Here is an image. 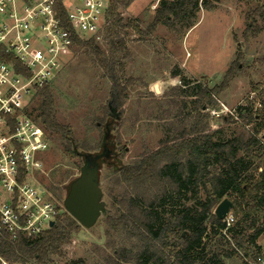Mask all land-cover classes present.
I'll list each match as a JSON object with an SVG mask.
<instances>
[{"label":"trees","instance_id":"obj_1","mask_svg":"<svg viewBox=\"0 0 264 264\" xmlns=\"http://www.w3.org/2000/svg\"><path fill=\"white\" fill-rule=\"evenodd\" d=\"M109 1L103 37L78 40L76 46L91 50L112 81L103 107L106 133L112 120L124 113L128 88L134 83L131 78L124 83L117 72V67L123 66L117 56H128L127 41L118 30L123 21L119 8L133 0ZM260 4L248 16L246 34L251 30L254 34L259 32L256 16L264 17V0H260ZM201 7L212 6L207 0H160L147 31L134 21L123 27L132 28L138 34L152 33L160 25L174 31L190 29L198 23L197 12ZM101 41L108 46V52L101 48ZM242 59L240 51L220 83L196 87L193 121L188 129L182 128L179 137L162 139L156 150L145 153L132 165L123 163L119 155L116 161L113 156L100 160V167L104 162L119 172L117 178L120 183H126V193L128 187L136 193L121 197L120 203L126 210L117 217L108 216L107 220L114 229H131L129 237L143 242L134 258L137 263L231 264L241 259L242 264H260L259 257L264 255L260 242L264 235V82L253 87L255 101L238 107L236 116H222L225 122L242 123L245 130L237 135L224 138L221 129L211 131L209 114L204 112L218 105L219 96L230 87L241 69ZM260 61L264 65V57ZM178 76L179 73H173V77ZM182 79L186 82L185 77ZM257 102L261 105L256 106ZM30 116L41 123L46 132L63 137L65 152L79 159L81 170L86 155L91 153L88 144L77 141L71 126L58 120L55 97L48 85L38 90ZM246 127L250 129L246 131ZM71 182L65 187L66 195ZM203 191L205 199L201 196ZM224 198L234 203L231 213L235 222L230 226L213 210ZM80 229L81 225L66 210L56 224L37 239L20 237L17 241H2L0 254L12 261L49 264L51 255H64L63 247ZM127 258L130 257L120 255L121 261ZM121 261L115 260L112 264H123Z\"/></svg>","mask_w":264,"mask_h":264},{"label":"rangeland","instance_id":"obj_2","mask_svg":"<svg viewBox=\"0 0 264 264\" xmlns=\"http://www.w3.org/2000/svg\"><path fill=\"white\" fill-rule=\"evenodd\" d=\"M207 2L212 7L200 8L194 27L174 31L160 25L154 32L145 34L123 25L134 21L147 31L160 0H133L128 5H120L123 21L118 30L127 41L128 56H117L123 63L117 67V72L124 83L128 78L134 83L128 88L124 113L111 122L108 158L113 156L116 161L119 155L123 163L132 165L145 153L156 150L162 139L179 137L182 128L188 129L193 121L196 87L220 83L240 51L243 52L241 69L230 87L219 96L218 105L204 112L209 114V129H221L224 138L245 130L240 121L228 123L222 116L211 115L210 111L226 107L237 114L238 107H246L256 100L253 87L264 82V65L260 61L264 57V17L256 16L258 34H254V30L246 34V28L248 16L261 6L260 0ZM100 45L108 52L105 42L101 41ZM65 60L61 72L48 84L55 97L56 116L61 123L71 126L77 141L88 144L90 154L102 153L107 120L103 107L112 81L87 48H73ZM174 72L180 76L173 77ZM248 129L246 127V131ZM47 134L51 147L41 154L44 173L40 184L64 200L66 185L80 174L79 159L65 152L60 134ZM118 176L113 165L103 162L100 185L105 211L93 227L81 226L63 247L64 255H51L49 264H112L115 260L121 261L122 254L130 257L121 261L123 264H139L134 258L143 242L129 237L131 229H114L107 220L108 216L117 217L126 210L120 203L121 197L136 194L130 187L126 193V183H120ZM201 196L206 198L205 191ZM260 242L264 247V235ZM262 257L264 261V255ZM230 263L242 264L241 259Z\"/></svg>","mask_w":264,"mask_h":264},{"label":"built area","instance_id":"obj_3","mask_svg":"<svg viewBox=\"0 0 264 264\" xmlns=\"http://www.w3.org/2000/svg\"><path fill=\"white\" fill-rule=\"evenodd\" d=\"M109 5V0H0V243L37 239L66 212L64 200L40 184L41 154L51 142L30 116L31 104L61 72L78 40L103 37ZM210 112L236 116L226 107ZM224 221L232 225L234 215ZM0 264L35 263L0 254Z\"/></svg>","mask_w":264,"mask_h":264},{"label":"water","instance_id":"obj_4","mask_svg":"<svg viewBox=\"0 0 264 264\" xmlns=\"http://www.w3.org/2000/svg\"><path fill=\"white\" fill-rule=\"evenodd\" d=\"M109 129L103 139L101 154H87L81 167L80 174L71 182L69 191L64 199L67 212L84 228L93 227L106 209L103 201V191L100 185V160L110 155L107 146ZM234 203L224 198L216 207L215 215L224 220L231 212ZM55 221L50 223L53 227Z\"/></svg>","mask_w":264,"mask_h":264},{"label":"flooded vegetation","instance_id":"obj_5","mask_svg":"<svg viewBox=\"0 0 264 264\" xmlns=\"http://www.w3.org/2000/svg\"><path fill=\"white\" fill-rule=\"evenodd\" d=\"M99 154H101V153H99Z\"/></svg>","mask_w":264,"mask_h":264}]
</instances>
